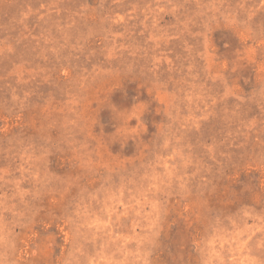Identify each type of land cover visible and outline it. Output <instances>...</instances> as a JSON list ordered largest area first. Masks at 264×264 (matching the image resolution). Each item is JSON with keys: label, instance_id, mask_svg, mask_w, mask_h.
I'll return each mask as SVG.
<instances>
[{"label": "rangeland", "instance_id": "374dc122", "mask_svg": "<svg viewBox=\"0 0 264 264\" xmlns=\"http://www.w3.org/2000/svg\"><path fill=\"white\" fill-rule=\"evenodd\" d=\"M0 264H264V0H0Z\"/></svg>", "mask_w": 264, "mask_h": 264}]
</instances>
